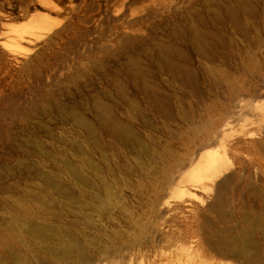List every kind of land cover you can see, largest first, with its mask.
I'll return each mask as SVG.
<instances>
[{"label": "rangeland", "instance_id": "374dc122", "mask_svg": "<svg viewBox=\"0 0 264 264\" xmlns=\"http://www.w3.org/2000/svg\"><path fill=\"white\" fill-rule=\"evenodd\" d=\"M39 13L49 29L30 27ZM134 70L172 99L171 116L139 93ZM99 101L152 123L134 118L146 147L128 153L93 119L96 144L81 143L91 171L75 121ZM220 143L229 162L219 178L204 188L170 182ZM48 176L71 198L46 186ZM17 213L54 229L55 243L82 246L84 264H264V0H0V257L11 264L13 249L60 264Z\"/></svg>", "mask_w": 264, "mask_h": 264}, {"label": "bare ground", "instance_id": "6f19581e", "mask_svg": "<svg viewBox=\"0 0 264 264\" xmlns=\"http://www.w3.org/2000/svg\"><path fill=\"white\" fill-rule=\"evenodd\" d=\"M29 24H30V27H32L33 29H35L37 31H42V30H46V29H49L50 28V19H49V17L47 15L39 13V14L34 15L31 18ZM11 27L13 28V26H11ZM207 40H206V42H208ZM197 41H198V38H197ZM197 41H196V43H197ZM209 41H211V40H209ZM193 42H194V40L192 41V43ZM207 45H209V44H207ZM198 48H199V46H198ZM199 50H201V48ZM162 52H163V50H162ZM202 52H203V48H202ZM205 55H207V54L205 53ZM165 57H167V56H165ZM167 60H170V59H167ZM167 60H166V62H169ZM158 62H160V61H158ZM174 63H176V61ZM159 65H160V63H159ZM173 65H174L173 63L169 64L168 65L169 68H167L166 70L172 71ZM163 68H164V66H163ZM162 71H164V70H162ZM131 75L133 76L132 77L133 78L132 82L134 81L136 83V85H135L136 87L135 88H137V90L139 91V93H141L145 98H147V99L150 100V102L152 103L153 107L155 108V111H156L157 115L164 116V117H169V115L171 114L170 113V109H171L172 104H173L172 99L170 97H165V96L164 97L163 96L161 97L160 94H158L156 91L154 92L153 88L149 85L150 83L148 84L147 75H146V73L144 71L134 70V71H132ZM174 75H175V73H174ZM188 75H190V74H188ZM164 92H165V90H164ZM101 99H102V97H101ZM119 102H121V101H119ZM125 102L128 103L129 105H131L132 108H136V105H135L134 101L127 99ZM136 102H139V101H136ZM103 103L101 101L96 102L94 104V108L91 109L90 112L88 110V112L90 114L87 113V108L84 105H82L81 108H80L81 114L78 116L77 121H75V122H78V126H79V129H80V132H79V135L80 136L79 137H81V140L80 141H82V142H80V144L78 145V147H76L77 148V152H78V157H79V159L81 161H84L88 165V167H89V169L91 171H94L95 170L96 164L94 163V161H92L93 158H91V159L90 158H87V157H90V156H87V154L85 152V149H84V147H83V145L81 143H83V142L86 141V142H91L93 145L96 144V139L94 137L93 121H92L93 119L99 123L100 128H101V131L103 132V134L106 135V136H108L110 138L111 145H113L115 147H119V148L125 147L127 149V152L128 153H133L134 150L136 148H138V147L139 148L137 149V151H145V147H146V146L144 147V144L142 142L143 140L140 137V134L138 132V129L135 127L134 121L138 119V120H140L139 122H141V124L144 125V126H149V124L151 122V121H149V120H151L149 118V116L146 117L145 115L142 114L144 112H141L138 116L136 114L137 117H135V115H134V118H136L135 120H134V118L132 116L129 117L128 119H124V118L120 117L119 114H118L119 115L118 116L117 113L114 112V110L112 109V107L109 106V103L108 104H103ZM105 103H107V102H105ZM120 107H121V104H120ZM90 116L92 117V119H91ZM148 118H149V120H148ZM227 118H230V117H227ZM229 120H232V119H229ZM237 120H238V118H237ZM153 123H155V122H153ZM233 123H235V121ZM128 153H126V158L128 157ZM103 158H105V155H103ZM196 159L197 160H196L195 164H193L192 166L188 167V169H186L183 172H181V174L178 177H175L173 175L172 181H170L171 179L170 178H167V177H166L167 179H165V180L170 179L169 181L172 182V184H173L175 178H178L177 181L178 180H180V182H185L186 181V182H189V183H193L194 185L203 186V188H204V186L206 185L205 184L206 181H214V180H216L217 178H219L227 170V164L229 162L227 148L225 147L224 143H220L219 145H216L213 148H208L206 150L201 151L198 154V158H196ZM172 167H174V166H172ZM63 168H65L68 171V173L71 175V177L79 185H84V186H87V187L93 186L92 183H91V180L84 175V173H83V171H82V169L80 167H77L74 164H69L67 162H64L63 163ZM165 168H167V167H165ZM174 168L176 169V166ZM175 169H173V171ZM110 170H112V169L111 168L110 169H107L108 172H110ZM95 171H97V169ZM159 177H161V176H159ZM45 182H46L45 183L46 186H48L49 188L53 189L60 196L66 195L68 198H71V196L68 194V192H69L68 191V188L63 183L55 182L54 180H52V177H50V176L47 177V180ZM170 184L168 183V185H170ZM158 185H159V183H158ZM174 185H170L171 186L170 188H172V186H174ZM29 193H31V192H29ZM29 193H27L26 195H28ZM31 194H33V193H31ZM88 194H89V196L92 197V199L93 198H96V195L93 192V190L92 191L89 190L88 191ZM36 204L39 205V206H43L44 205V203L42 204L38 200H37ZM44 206H49V204H46ZM82 206H85V207L89 208L90 211L91 210H94V208H95V205L92 204V202H86L85 204H82ZM83 213H84V211H82L81 209L77 210V213L76 214H78V215L75 216L76 219L81 218V216H83ZM86 215H88V214H85V216ZM27 218L28 217L26 216V214L25 215H20V214L18 215V213H17V221L20 222L18 224V226L21 227V228H25V231L29 235H31V236H35V237L36 236H40L41 238H43V241H45L44 246H39V248L43 252L54 256L55 257V260L57 262H59L60 264H84L83 261H82V253L84 251V248L82 246H78L72 240H68L67 242L64 241V240L63 241H57L55 243L53 241V239H51L52 235L55 232L54 229H51V228H43L41 226H38L37 224L35 225V223H33L32 221H29V222L26 221ZM76 219H74L73 221L78 222V220H76ZM27 223H29V224H27ZM241 229H243V228H241ZM240 235H241V233H240ZM242 235H241V237H242ZM0 243H3V242L0 240ZM5 247H6V245H5ZM74 247H78L76 252L74 251ZM10 249H12V248H10ZM6 250H8V249H6ZM3 257H0V264H5L4 263V260L7 259V257L6 258H3ZM8 257L10 259V263L11 264H42V263H40L38 261H30V260H27V259H23L21 257V255L17 251H15L13 249L8 252Z\"/></svg>", "mask_w": 264, "mask_h": 264}]
</instances>
